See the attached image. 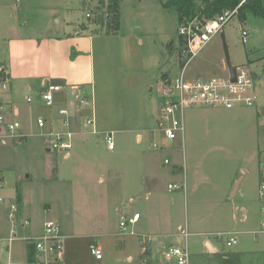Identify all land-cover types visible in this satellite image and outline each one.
Listing matches in <instances>:
<instances>
[{
	"label": "rangeland",
	"instance_id": "374dc122",
	"mask_svg": "<svg viewBox=\"0 0 264 264\" xmlns=\"http://www.w3.org/2000/svg\"><path fill=\"white\" fill-rule=\"evenodd\" d=\"M9 1L13 2L5 0ZM169 1L121 0L122 23L116 34H106L104 26L90 23L87 14L93 18L98 0L22 1V25L35 27L26 28L24 33L33 38L27 41L30 57L41 49L45 51L47 42L50 43L53 72H62L72 82H82L78 110L82 99L94 97L100 127L115 133V151L106 149L101 136L81 135L75 138L72 155L66 159L63 153L48 147L44 136L48 130L37 128V120L48 116L50 110L44 104H36L40 107L32 112L34 104L26 103V90L13 94L23 112L27 113L31 107L34 137L24 142L8 141L5 147H0V174L4 176L0 189L4 188L5 198L17 204L14 200L16 190L22 191L24 215L32 218L30 228L35 220L38 223L53 220L63 234L72 231L71 226L76 222L79 229L74 230L78 235L87 232L111 234L97 238L104 248L103 261L96 260L90 251L93 238L79 236L75 241L77 251L68 252L67 257L64 243L65 264H141L143 246L139 238L114 235L120 234L121 217L128 211L143 215L140 223L132 225L130 231L146 230L150 226L148 209L153 208L157 218L163 216L164 199L171 202L180 223L190 224L191 264H264V233L237 234L233 237L239 243L229 247L227 237H216V233H212L220 230L215 231L213 227L228 224V220H211V215L217 216L219 211L226 213L229 208L215 203L217 194L224 195L216 186L222 182L231 183L236 178L238 215H243L242 219L248 217L249 222L241 232L260 228V182L264 167V19L249 14L247 21L241 22L234 17L187 69L190 80L213 79L227 75L222 70L223 65H246L257 77L256 105L236 107L220 115L213 109L222 108H195L209 109L211 116H218L213 119L201 112L191 122L190 112L195 109H188L184 141L179 136L168 143L156 130L162 102L160 90L164 87V76L174 80L181 73L180 21L174 9L163 6ZM54 14L57 15L53 18ZM105 14L104 11L103 16ZM243 29L249 32L247 44L242 42ZM60 46L61 54L58 53ZM70 81L65 92L71 102ZM32 95L37 101L42 97L36 92ZM70 102L65 107L73 113ZM19 120L21 122L22 117ZM139 137L142 138L140 142ZM155 142L163 143L164 147L154 149ZM140 157L147 159L148 164L139 162ZM129 170L134 173L149 170L157 175L167 173L161 175L157 189L152 190L146 201L144 190L132 195L124 186L125 173ZM184 179L185 192L180 189L170 192L168 184L178 185ZM131 196L134 198L132 204ZM173 197L177 198V203L172 201ZM208 222L214 226L210 228ZM230 229L232 233L236 231ZM166 239H156L154 246L148 247V250L154 247L153 254L147 255L154 264H174L165 259L163 245H158ZM205 240L216 247V253L211 252ZM1 247L0 244V262L8 264L9 254ZM11 248L12 262L27 261L24 241L13 242Z\"/></svg>",
	"mask_w": 264,
	"mask_h": 264
},
{
	"label": "built area",
	"instance_id": "2783aa9c",
	"mask_svg": "<svg viewBox=\"0 0 264 264\" xmlns=\"http://www.w3.org/2000/svg\"><path fill=\"white\" fill-rule=\"evenodd\" d=\"M247 0H243L234 10L227 11L217 16L211 21L202 22L198 19L192 20L187 24L179 27L178 34L183 41L180 48V74L174 80H167L164 87L160 90L161 106L160 117L158 120V132L163 134L164 139L168 143L174 142L179 136L184 141L186 133L185 114L188 109L195 108H222L233 110V108H252L258 101L255 89L256 82L253 73L246 65L227 67L226 76L214 77L213 79H194L190 80L187 76L188 66L203 51L212 40L221 34L223 29L238 14V9ZM87 17L91 18L88 13ZM242 42L248 43L249 32L242 30ZM76 34H78L76 32ZM232 69L236 71V79L232 77ZM170 82V83H169ZM10 88L9 70L7 66L0 61V144L8 141L23 142L28 134L24 132L21 122L17 119L18 114L13 111L5 100L4 94ZM62 85L53 82L48 83V89L40 95L47 107L51 108L55 104V95L61 92ZM28 102L33 99L29 97ZM80 106L87 108L92 112L84 123V128H89V132L76 131L72 127V118L77 116L78 106L74 107V112L70 113L66 108H61L58 112L63 116L64 129L62 131H50L47 136V143L50 149L63 153L67 158L71 154L73 148V140L81 133H90L93 135H102L107 150L115 151V133L99 132L96 128V108L94 97H87L81 100ZM38 127L43 130L47 125L45 118L38 119ZM154 149L163 148V143L155 142L152 144ZM166 163L168 161L166 160ZM3 175L0 174V185L3 182ZM260 197L262 203V219L259 233H264V167L261 174ZM171 192L178 189L186 191V180L180 184L168 185ZM11 214L12 224L11 232L7 236L0 233V244L6 248L9 254L8 264H65V239L59 224L53 220H48L44 224V232L41 235H21V229L30 226L29 219L19 221L18 216L14 212H18L17 205L12 204ZM141 214L122 215L120 226V236L135 235L130 231L132 225L136 224ZM20 234V235H19ZM192 236L190 226L186 222L185 225L179 227L174 235L175 243L169 246L164 253L167 261L174 264H191L190 262V243L189 238ZM158 236L143 235L141 245L143 251L147 252L148 247L152 245ZM17 240L26 243L27 253L28 246L34 247V258L27 259L24 263L12 262L10 260L12 248L11 245ZM237 239L231 238L228 246L236 245ZM90 251L98 261L103 260V248L96 241L90 244ZM0 264H2L0 262Z\"/></svg>",
	"mask_w": 264,
	"mask_h": 264
},
{
	"label": "crops",
	"instance_id": "0c3cea01",
	"mask_svg": "<svg viewBox=\"0 0 264 264\" xmlns=\"http://www.w3.org/2000/svg\"><path fill=\"white\" fill-rule=\"evenodd\" d=\"M22 1L23 0H13V2H10V1L5 2V0H0V58L3 57L2 61L1 60L0 61L2 63H4L9 70L10 88L4 94L5 100H6L7 104L9 105V107L18 114L17 119L19 120L22 117V121H21L22 123L21 124L23 126L24 132L28 134V137L24 141H27L30 137H34V134L32 133L34 130V124L32 123V117H31L32 114L31 113L33 112L35 107L37 109L40 107L38 105L44 104L46 106L42 97L39 99V101H37L36 100L37 97L35 95H32V92H36L37 94L40 95V93H38L39 88L44 87L49 82H53L57 85L63 86V89L61 90V92H58L55 95L54 106L51 108L46 106L50 110L49 115L46 117H43L47 120V125L45 126V128L48 130V133L50 131H62L64 129V125H63L64 118H63V116H60V114L58 112L61 110V108H66L65 106L70 102L69 101V95L67 94V92H65L67 90L66 88H67V85H69L68 82L70 80L62 72H53L52 65H51V56H50V52L52 50V47H50V43L47 42L45 51L44 50L41 51L42 50L41 49L40 52H38L37 54H34L33 56L30 57L29 48L27 47V44H28L27 41L33 40V38H30V36L27 37L26 35H24V33H25V30H27L26 28H29V29L33 28L34 29L35 27H34V25L32 27H27V26L22 25V22H21L22 16L20 15V11L24 7V5H22L23 4ZM56 15L57 14H54L53 18L56 17ZM89 27L90 26H87V28H89ZM58 40H60L62 42V38H59ZM2 47H4V48H2ZM60 48H61V46L58 48L59 54H61V50H62ZM61 69L64 70V67L62 66ZM226 69H227V67L225 65H223L222 70L226 71ZM167 80H171V79L168 78ZM83 87H86V86H83ZM22 89L26 90L27 95H28L26 98V103L28 105L34 104L32 112H31V107L27 109V113L23 112V109H21L19 104L15 102L16 99L14 98L13 94H15L16 92H18ZM70 89H71L70 90L71 94H72L73 90L77 91L78 95H77L76 100L82 96V94H80L81 89H82V82L76 83V82L70 81ZM150 90L152 91L153 89H150ZM87 93H89V92H87ZM72 96H73V94H72ZM29 97H31L33 99V101L31 103L27 101V99ZM73 103H74V97H73V101L71 100L70 105H73ZM36 104H38V105L36 106ZM20 109H21V111H20ZM214 111H219L218 115H220L222 113V111H230V110H226V109L214 110L213 109V112ZM201 112L205 113L206 115H210V117L213 119L218 116V115L216 116V114L214 116H211L212 111L209 109H207V110L195 109V110H192L190 112V117H192V118H190V122H191V119L195 118L197 116V114H200ZM76 113H77V116L72 118L73 129L76 131H81V129H82L85 132H89V128H84L83 126H84L86 118L90 117L92 115V112L90 113L81 107V109L77 110ZM39 119H41V118H39ZM192 121H195V120H192ZM100 126L101 125H99V122H98L97 116H96L97 131H99V132H100V130H101V132L107 131V130L102 129ZM37 128H39L38 125H37ZM29 132H31V133H29ZM85 132L81 133L80 135H77L76 137L81 136V135H93V134L85 133ZM48 133H46L44 136L47 137L46 135ZM94 136H98V137L101 136L103 138V136L101 134L100 135H94ZM41 137H43V136H41ZM75 138L73 140V147H74ZM141 140H142V138L139 137L138 142H140ZM102 142L104 143V140ZM7 143L8 142L1 143L0 147H5L7 145ZM96 145H98L97 142H96ZM104 146H105V143H104ZM57 153H59V152H57ZM71 155H72V152H71L69 158L71 157ZM65 158L69 159L66 156H65ZM130 158L131 157L128 158L129 161H130ZM139 162L143 163L144 165L148 164V160L143 158V157L139 158ZM165 163H166V160H165ZM153 173L154 172L149 171V170H145V171L139 170L138 173H134L131 170L126 172L125 177H124L125 178L124 186L126 188H129V190H130L129 194L133 195V193H135V192L140 193V191L144 190L145 191L144 192L145 193V199H146V201H148L152 192H153L152 190L157 189L156 184L158 182H160L161 177H162L161 175L164 173H167V171L161 172L159 175L153 174ZM172 173L174 174L175 171L173 170ZM235 182H236V178L231 183H228V181H227V182L220 183L219 187L216 186L217 189L224 191V195H222L220 193V196H218V194H217L216 198L214 199L215 203L218 205H219V203L222 205H228L229 208L227 209L226 213L224 211H219L217 216L211 215V220L216 221L219 218H221V219L226 218L228 220V224H224L221 226H218V224H217L214 228L213 227L214 225L209 224V222H208L210 228L213 227V229H215V231H217V229H220L217 232H212V233H216L215 234L216 237L217 236H219L220 238H223L224 236L227 237V240H226L227 243H228V241H230L231 238H234L233 236H236L237 234H242V233L246 234V235L259 234V230L261 228V223H260V226H258V227H260V228H258L259 230L256 229V227H255L254 229H250L249 231L245 230L244 232H241L243 230V228H245L244 224H247V222H248L247 221L248 217L242 219L243 215H241V214L238 215L239 210H238L237 204L235 203L236 202L235 197L238 193V187L234 185ZM170 184H168V185H170ZM3 189L4 188L0 189L1 190L0 191V200H1L0 203H2V204H0V220L2 219L4 221V223H2L0 221V232L3 236H7L11 232L10 228H11V224H12V219H11L12 210L10 207L12 205L11 204L12 202H11V200L8 201L7 198H5V191H3ZM183 192H185V191H183ZM16 197H17V191H16V195H15V199H14L15 201H16ZM129 200H130V204L134 203V198L132 196L129 198ZM6 201L8 203H6ZM172 201L177 203V198L173 197ZM22 203H23V197H22ZM22 203L20 205L16 204L17 210H18L17 216H18L19 221H22L26 218L29 219L30 221H32V218L30 217V215L29 216L24 215L25 210H24V204H22ZM162 203H163V206L165 207L164 210L161 211L162 214H164L163 216L157 218V212L155 213L153 208H149L147 211V217H148V223L150 226L146 230L137 229V232H136L137 234L134 232L135 230L133 229V232L135 233V235H131V236H136L137 238H139V244L140 245H141L140 241H141V238L143 235L158 236L159 240L161 238H163V239L168 238V239H166V241H164V242L160 241L158 243L159 246L163 245L165 250L169 246H171L175 243L174 235L179 230V227L183 226V223H180L181 222L180 219L179 220L176 219L177 214L174 215L173 206H171L170 201H167L164 199ZM165 204H167V206H169V207L166 208ZM46 208L48 209L50 207H46ZM134 214H139V213L134 212V211L133 212L128 211V212L124 213V215H127V216L128 215H134ZM142 217H143V215H141L137 224L140 223V221L142 220ZM44 224L45 223H38L35 220L32 228L29 227V230L25 229L23 231V234H24L23 236L41 235L44 232ZM226 225H228V226H226ZM189 226H190V224H189ZM71 227L73 229L72 231L69 230L68 232H65V234H63L66 236V242H67V244L65 242V246L67 248L66 257H67L68 252L70 254L71 252L77 251V248L75 246V241H76V239L79 238V236H81L83 238L84 237L90 238V239L93 238V241L91 243L96 241L100 246H101V244L99 243L97 238H99V237L103 238L104 236H111L110 233H103L101 235H95V234H90L88 232L84 233V235H78L77 231L74 230V229H79L78 223L76 222L75 224H72ZM230 228L236 229V231L232 233V231H230L231 230ZM240 228H242V229H240ZM118 233L115 235L113 234V235L114 236H120V234H118ZM205 233H211V232H203V234H205ZM205 243L209 246L212 253L217 252L216 247H214V245L212 243H210L209 240H205ZM90 244H89V246H90ZM1 246H2L1 247L2 250L4 252H6V248L3 245H1ZM151 246H154L153 243ZM232 246H236V245H232ZM232 246H229V247H232ZM102 248H103V246H102ZM153 248L154 247H151L149 250H147V252L142 251L141 257H140L141 262H142L141 264H154L152 259L148 258L149 252H151L153 254ZM26 250H27V248H26ZM103 250H104V248H103ZM144 254L146 256H144ZM147 255H148V257H147ZM27 259H28V256H27ZM103 259H104V257H103Z\"/></svg>",
	"mask_w": 264,
	"mask_h": 264
},
{
	"label": "trees",
	"instance_id": "16d2710c",
	"mask_svg": "<svg viewBox=\"0 0 264 264\" xmlns=\"http://www.w3.org/2000/svg\"><path fill=\"white\" fill-rule=\"evenodd\" d=\"M242 1L243 0H171L164 3L163 6L167 9H174L176 11L177 15H179V25L182 26L195 19L202 22L211 21V19L216 18L224 12L234 10ZM104 11L106 14L103 16ZM237 13L236 16L241 22H246L249 14L264 19V0H247L238 9ZM91 18L90 23L104 26L106 34H116L121 28L122 23L121 0H98V6L94 11L93 18ZM84 26L87 27L86 25ZM182 45L183 41L180 37V46ZM253 75L256 82L257 77L255 74ZM163 79L166 81L168 76H164ZM16 191V203L20 205L22 203V191L18 188ZM28 248V259L31 260L34 258V247L28 246Z\"/></svg>",
	"mask_w": 264,
	"mask_h": 264
},
{
	"label": "water",
	"instance_id": "95a60500",
	"mask_svg": "<svg viewBox=\"0 0 264 264\" xmlns=\"http://www.w3.org/2000/svg\"><path fill=\"white\" fill-rule=\"evenodd\" d=\"M58 24H59V21H58ZM59 26V25H58ZM59 28V27H58ZM232 77H233V79L235 80L236 79V71L235 70H233L232 69ZM170 83V82H169ZM48 89V83L44 86V87H41V88H39V90H38V93H42V92H44L45 90H47ZM72 94H73V97H74V103H73V106L74 107H76L77 106V100H76V98H77V91L76 90H73L72 91Z\"/></svg>",
	"mask_w": 264,
	"mask_h": 264
}]
</instances>
